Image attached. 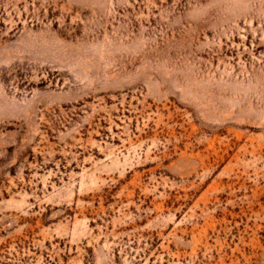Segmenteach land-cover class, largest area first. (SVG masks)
Wrapping results in <instances>:
<instances>
[{
	"label": "rangeland",
	"instance_id": "obj_1",
	"mask_svg": "<svg viewBox=\"0 0 264 264\" xmlns=\"http://www.w3.org/2000/svg\"><path fill=\"white\" fill-rule=\"evenodd\" d=\"M0 264H264V0H0Z\"/></svg>",
	"mask_w": 264,
	"mask_h": 264
}]
</instances>
